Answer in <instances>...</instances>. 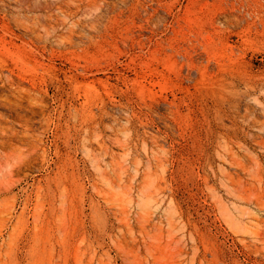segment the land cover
I'll return each mask as SVG.
<instances>
[{
	"label": "rangeland",
	"instance_id": "obj_1",
	"mask_svg": "<svg viewBox=\"0 0 264 264\" xmlns=\"http://www.w3.org/2000/svg\"><path fill=\"white\" fill-rule=\"evenodd\" d=\"M0 264H264V0H0Z\"/></svg>",
	"mask_w": 264,
	"mask_h": 264
}]
</instances>
